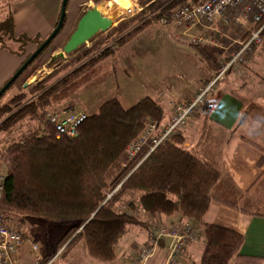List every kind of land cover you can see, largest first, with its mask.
<instances>
[{
  "label": "trees",
  "instance_id": "16d2710c",
  "mask_svg": "<svg viewBox=\"0 0 264 264\" xmlns=\"http://www.w3.org/2000/svg\"><path fill=\"white\" fill-rule=\"evenodd\" d=\"M198 1L154 0L140 13L92 38L89 47L70 53L66 62L0 107V132L23 126L29 129L24 139L12 138L0 149V162L6 168L0 211L10 221L24 224L27 218H39L68 225L59 246L69 252L83 241L88 256L102 262L116 259V246L131 227L147 228L148 221L138 216L141 211L146 216L179 215L203 222L221 174L208 164L197 146L186 145L184 135L178 133L152 151L145 146L135 158L128 159V145L146 125L164 120L165 111L155 99L145 97L131 108H125L117 99L108 100L98 113L88 114L75 137H58L47 119L56 98L73 88L78 76L114 54L111 46L96 54L101 47L112 42L125 45L154 23L169 25L175 8ZM60 13L61 8L54 28ZM14 14L7 0L0 2V50L23 57V65L30 56L27 46L38 48L48 36L16 35ZM52 44L53 41L29 67ZM220 69L217 62L211 68L216 72ZM133 194L137 199L127 204L128 211L116 208L123 196ZM223 202L244 212L249 208L253 210L251 214L264 215V200L240 207L239 201ZM206 229L207 253L202 264H230L240 253L243 235L215 224L206 225ZM55 254L51 250L40 264H47Z\"/></svg>",
  "mask_w": 264,
  "mask_h": 264
},
{
  "label": "crops",
  "instance_id": "0c3cea01",
  "mask_svg": "<svg viewBox=\"0 0 264 264\" xmlns=\"http://www.w3.org/2000/svg\"><path fill=\"white\" fill-rule=\"evenodd\" d=\"M128 1L133 2V0ZM153 1L148 0L146 5ZM22 2V6L18 9L17 4ZM105 3L112 4L111 0H70L67 6H70V9L67 8V19L74 21L76 29L78 21L87 10L104 6ZM17 4L14 8L15 34L25 32L29 36L39 35L46 38L54 29L62 0H21ZM117 11L118 7L112 6L103 14L114 18ZM155 25L167 30L172 23L169 25L154 23L151 26ZM159 36L161 34H154L151 39L154 40L153 38ZM177 36L179 37L180 34ZM52 46L53 44L50 48ZM35 50V45H28L27 55H31ZM197 50L204 54L206 59L222 64L221 54L213 45L205 44ZM44 54L6 92L0 105L6 104L31 85L38 74L45 69L44 65L41 66L39 63ZM61 54L53 53L51 57ZM23 61V57H18L7 50H0V89L21 67ZM204 70L205 72L194 75L185 83L163 84L161 77L154 78L157 80L155 85H158L155 86L157 89L155 88L153 92L155 93L153 99L159 102L165 111L163 124L168 123L172 118L171 103L175 99L192 95L216 73L206 66ZM246 111L248 113L244 121L238 125ZM180 133L186 137V145L197 146L208 164L221 174L219 182L212 191L210 208L203 222L200 223L204 233L203 240L186 248L184 264L189 261L195 264L196 260H201L200 264L203 263L207 253L206 225L208 224L227 227L243 235L244 242L240 253L230 264H264V215L251 214L253 210L249 208H246L249 212H244L223 202L224 200L239 201L238 207H240L243 204L252 205L264 200V43L256 48L239 74L231 71L219 83L203 107ZM0 164L4 165L2 162ZM142 217L148 221L147 228L134 227L133 239L113 262L102 263L96 259H92L93 263L89 262L86 252L85 257H81L84 261H76L75 264H124V259L134 244L147 242L153 224H171L185 220L179 215L169 217L159 214ZM45 255L46 253L39 257L44 259ZM71 255L69 253L70 259ZM166 255L167 240H163L150 264H164Z\"/></svg>",
  "mask_w": 264,
  "mask_h": 264
},
{
  "label": "rangeland",
  "instance_id": "374dc122",
  "mask_svg": "<svg viewBox=\"0 0 264 264\" xmlns=\"http://www.w3.org/2000/svg\"><path fill=\"white\" fill-rule=\"evenodd\" d=\"M2 1L3 0H0V2ZM7 1L13 8H15V5L21 0ZM137 1L142 5H146V3L148 2V0ZM135 2L136 0H133V2L131 3L128 1L125 2L124 5L126 4V6H131L132 3ZM111 3L114 8L118 7V11L113 18V26L115 27L119 21L125 18H129V16H127L126 8L119 6L115 3L114 0H111ZM22 4L23 2L17 4L16 7L19 9ZM67 8L70 9V6ZM106 11L107 10H104V13H106ZM73 15L74 13H72V16ZM67 17L61 32L53 40V46L49 50H47V52L44 54L45 56L39 62L41 66L44 65L45 69L38 74V77L32 82V84L36 80L46 77L53 70V68H57L59 65L66 62L67 59L70 58L69 54H65V56L62 58L59 55H55L53 58L51 57L53 53H63V47L66 41L69 39V36H71V34L75 31L74 21L71 19H67ZM159 27L160 26L156 25L154 27H148L136 38L132 39L125 45H116L115 47H113L108 44L104 47H101L98 50L99 52H97L96 54H99L100 52L105 50V48H108V46L112 47L110 48L113 49L114 54L101 59L94 67H91L90 69L83 72L81 76H78L75 80L76 85L66 93L61 94L58 98H56L49 110L47 119H49V114L54 111L61 109L70 110V108L72 113H86L89 115L96 114L98 113L99 108L104 102L112 99L119 100L125 108H131L145 97H155V93L153 92L155 91V86H157L158 84L155 85L157 80L154 78L161 77L163 80V84H167L169 82L185 83L194 75L199 73L202 74V72H205V66L210 69L212 68V65L215 64L214 60L211 61L209 59H206V56L197 50V47L198 49H200L204 45L194 46L193 44H191L190 35L195 34V31H190L188 34H183L184 30L175 27L173 24L169 25V28L167 30H162ZM231 27L232 28L227 29V32H229L231 36L236 37L240 33L242 35L244 34L243 37H245L247 34H249L248 30L250 29L251 24L245 22L244 27H241L239 29L236 26L231 25ZM221 29L225 30L224 27H222ZM22 33H19L18 35ZM103 34L104 33H100L96 36H100ZM154 34H161V36H159L158 38H153L154 40H152L151 37ZM178 34H180L179 37L177 36ZM217 43L218 44L210 43L209 45H213L217 52L221 54L220 58H222L223 64L227 60V55L225 50L221 48V42L217 41ZM91 44L92 42L90 40L80 48L84 47L85 45L89 47ZM12 46H14V44ZM222 64L220 65L222 66ZM219 71L220 70H218L216 73H218ZM241 71L242 68L239 71L234 72H237V74H239ZM230 72L231 71L227 72L225 77ZM3 105L5 104L0 105V107H2ZM51 125L53 126L52 123ZM28 132L29 129L27 126L16 128L9 132H0V149H2L4 145L7 146L12 138L16 140L24 139ZM56 135L60 137L57 131ZM136 156H134L133 158H135ZM128 159L131 160L129 157ZM5 175L6 168L4 165L0 164V179ZM136 199L137 196L134 194L131 196H123L117 203L116 208L128 211L127 204ZM129 209L131 210V208ZM143 215H145L143 211L139 212L138 214L141 219L146 220L142 217ZM10 222L24 231L26 235L32 237L36 241V243L39 244L37 256H41L42 254L46 253L45 257L51 252V250H54L57 253L61 249V245L59 246V241L67 234L69 229L68 225L59 223L52 224L39 218H27L24 224H18L15 221ZM134 227H137L138 229L143 228L142 226ZM134 227H131L129 232L117 244V257H119L123 253L124 249L129 244L128 242L133 239ZM27 245L29 246L28 243ZM64 252L65 251H63V253ZM86 252L87 251L85 248V244L83 241H81L69 252L66 251L61 257H57L56 261L53 264H75L76 261H84V258L81 257H85ZM69 253L72 254L71 259L69 257ZM64 256L66 257L63 259ZM22 257L23 264H34V261L36 259L35 255H32L28 249L23 251ZM70 261L72 263H70ZM88 261L92 263L94 262L90 257ZM189 262L187 264H191ZM200 263L201 260H196L195 264Z\"/></svg>",
  "mask_w": 264,
  "mask_h": 264
},
{
  "label": "built area",
  "instance_id": "2783aa9c",
  "mask_svg": "<svg viewBox=\"0 0 264 264\" xmlns=\"http://www.w3.org/2000/svg\"><path fill=\"white\" fill-rule=\"evenodd\" d=\"M136 1L126 8L127 16L140 13L144 7ZM172 24L191 34V44L202 46L221 42L227 55L218 73L198 87L192 95L177 98L172 103L173 115L166 124L150 121L135 141L128 145L127 156L132 159L145 146L154 150L164 141H171L180 133L195 114L203 107L206 100L217 89L229 71H239L254 53L257 47L264 43V0H199L197 3H185L172 12ZM251 24L249 34H238L233 37L227 29L236 26L244 27V23ZM224 27L225 30L221 28ZM115 47L114 42L110 43ZM86 113H72L71 108L61 109L49 114V121L53 124L59 136L75 137L78 129L87 119ZM3 177L0 179V203L3 197ZM204 233L201 224L185 219L171 224H153L150 236L145 243H136L124 259V264H150L159 244L167 240V255L164 264H184L185 250L189 245L203 240ZM29 244V246L27 245ZM29 250L36 259L34 264H40L43 258L37 256L39 244L25 234L20 228L10 222L8 217L0 211V264H23V251ZM61 248L47 264H53L57 257L63 254Z\"/></svg>",
  "mask_w": 264,
  "mask_h": 264
},
{
  "label": "water",
  "instance_id": "95a60500",
  "mask_svg": "<svg viewBox=\"0 0 264 264\" xmlns=\"http://www.w3.org/2000/svg\"><path fill=\"white\" fill-rule=\"evenodd\" d=\"M69 0H62L61 13L57 26L53 29L45 41L28 57L23 65L16 71L9 81L0 89V98L10 88V86L17 80L18 77L29 67V65L38 57V55L57 37L65 24L66 10ZM111 5L105 3L103 8H92L87 10L78 21L77 27L69 40L63 47L64 54H70L90 41L96 35L109 31L114 24V20L103 14L104 9H111Z\"/></svg>",
  "mask_w": 264,
  "mask_h": 264
},
{
  "label": "bare ground",
  "instance_id": "6f19581e",
  "mask_svg": "<svg viewBox=\"0 0 264 264\" xmlns=\"http://www.w3.org/2000/svg\"><path fill=\"white\" fill-rule=\"evenodd\" d=\"M116 4H118L119 6L123 7V8H128L129 5L126 6V4L124 5L125 2H128V0H114ZM101 8V7H100Z\"/></svg>",
  "mask_w": 264,
  "mask_h": 264
},
{
  "label": "flooded vegetation",
  "instance_id": "af4514ba",
  "mask_svg": "<svg viewBox=\"0 0 264 264\" xmlns=\"http://www.w3.org/2000/svg\"><path fill=\"white\" fill-rule=\"evenodd\" d=\"M5 96V95H4Z\"/></svg>",
  "mask_w": 264,
  "mask_h": 264
}]
</instances>
